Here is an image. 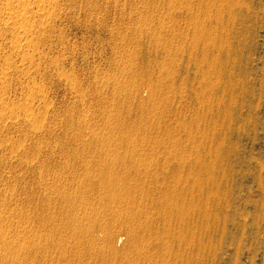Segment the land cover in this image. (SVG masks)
I'll use <instances>...</instances> for the list:
<instances>
[{"label": "bare ground", "instance_id": "1", "mask_svg": "<svg viewBox=\"0 0 264 264\" xmlns=\"http://www.w3.org/2000/svg\"><path fill=\"white\" fill-rule=\"evenodd\" d=\"M35 1L39 8L44 4ZM201 5L209 11L212 0H160L159 6L189 13L175 30L166 14L149 18L146 4L121 11L117 18L134 22L125 28L114 24L119 64L87 87L66 78L65 83L74 84L76 104L63 112L62 121L42 93L37 111L13 110L28 97L0 98V123L21 129L12 146L7 137L1 139L0 171L21 163V153L32 155L28 184L21 185L29 194V211L18 216L17 225L0 221V252L19 245L32 254L34 264H190L200 211L197 193L210 182V169L206 166L207 177L200 182L202 173L193 164L204 165L198 155L188 153L196 140L189 118L209 116L212 86L204 59L194 66L196 89L187 88L178 69L179 56L192 58L191 44L197 40L182 38L181 30L204 35L211 29L209 14L203 18L192 11ZM55 7L53 1L38 10L18 5V14L10 17L23 28L16 35L17 51L20 41H32L35 27L42 29V13L51 16ZM154 24L160 30L148 35ZM16 69L30 70L23 64ZM142 87L148 90L145 98ZM4 109L10 113L2 114ZM48 113L50 123L42 122ZM197 127L204 135L212 129L201 122ZM46 137L59 145L28 150L23 144ZM8 205L1 202L0 212ZM4 231L12 232L17 243L6 240Z\"/></svg>", "mask_w": 264, "mask_h": 264}, {"label": "rangeland", "instance_id": "2", "mask_svg": "<svg viewBox=\"0 0 264 264\" xmlns=\"http://www.w3.org/2000/svg\"><path fill=\"white\" fill-rule=\"evenodd\" d=\"M48 1L56 3L54 14L42 13V29L35 27L32 41H20L17 51L16 35L23 28L10 17L18 14L22 2L25 8L38 10L44 9ZM159 3L160 0H44L39 8L33 0H0V98L28 97L13 110L37 111L43 104L38 99L42 93L49 99L50 111H57L62 121L63 112L76 104L71 87L75 83L87 87L94 79L106 78L119 64L114 57L119 46L114 24L125 28L134 22L117 18L121 11L138 10L146 4L151 8L146 14L149 18L170 16L172 30L181 26L189 14L168 10ZM192 11L203 18L209 14L211 29L204 35L194 34L191 28L181 30L182 38L197 40L191 44L192 58L179 56L178 70L187 88L196 89L199 84L193 76L194 66L204 59L203 66H209L211 71L212 95L209 116L189 118L196 140L188 153L198 155L204 165L192 163L202 173L200 182L207 177L206 166L210 169V182L197 193L200 211L190 264H264V0H212L209 11L203 5ZM159 30L154 24L147 34ZM202 40L207 43L202 44ZM22 64L30 70H17ZM66 78H73L74 84L65 83ZM139 91L142 98L148 96L146 88ZM1 113L8 115L10 111L4 109ZM47 115L42 122L50 123ZM198 122L212 127L207 135L197 131ZM17 126L1 122L0 142L7 137V146H12L21 130ZM23 144L29 150L45 148V144L58 146L59 142L46 137L39 141L27 139ZM31 156L21 153V163L0 171V203H9L8 209L0 212L4 225H17L18 216L29 211V194L21 185L28 184ZM189 166L184 165L185 169ZM11 235L12 232H3L6 240L17 243ZM23 242L21 237L20 244ZM34 263L32 254L19 245L0 252V264Z\"/></svg>", "mask_w": 264, "mask_h": 264}]
</instances>
